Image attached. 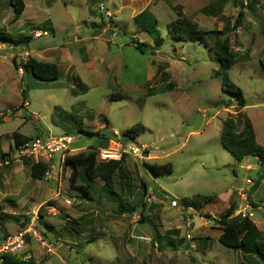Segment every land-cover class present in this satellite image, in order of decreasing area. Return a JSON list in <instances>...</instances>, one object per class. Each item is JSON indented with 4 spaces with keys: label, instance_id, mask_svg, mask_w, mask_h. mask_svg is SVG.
<instances>
[{
    "label": "rangeland",
    "instance_id": "rangeland-1",
    "mask_svg": "<svg viewBox=\"0 0 264 264\" xmlns=\"http://www.w3.org/2000/svg\"><path fill=\"white\" fill-rule=\"evenodd\" d=\"M24 2L26 18L48 19L54 31L48 20L22 31L32 36L15 51H29L30 56L15 54L13 60L0 50L1 152H9L12 135L19 132L28 139L69 137L67 157L98 148L96 139L78 134L82 129L109 135L110 149L145 145L148 154L123 157L124 177L115 175L112 189L100 179L72 182L71 168L64 161H54L49 178L44 174L41 180L30 176V160L0 167V236L31 229L27 252L31 260L43 264H259L238 249L222 246L216 221L231 204L239 217L244 211H254L258 220L264 215V208L253 209L264 207V167L256 191L252 187L258 174L235 161L220 142L225 120L233 118L241 129L243 116L253 127L257 144L264 147V0H138V5L130 6L126 0ZM8 3L0 0V32L18 37L16 29L9 30L2 22L6 8H11ZM99 3L113 12L110 18L98 11ZM145 7L156 16L164 40L160 50H152L151 38L132 21ZM174 7L204 31L231 27L242 7L241 27L224 36L234 53L227 74L242 93L244 110L234 96L221 90L207 37L200 44L168 36L167 24L177 18ZM103 29L102 40H93ZM38 31L46 34L36 38ZM132 40L152 49L141 54ZM43 50H51L42 53L48 58L40 57ZM28 58L55 62L60 77L55 82L33 77L24 81L16 63ZM155 69L162 72L161 80L154 78ZM78 79L87 91H73ZM6 114L12 120L4 121ZM137 124L147 128L145 132L135 140L123 138L122 133ZM166 163L172 171H162L158 178L145 167ZM173 199L177 207L170 205ZM143 203L155 234L154 228L139 222ZM37 238L47 239L53 252Z\"/></svg>",
    "mask_w": 264,
    "mask_h": 264
},
{
    "label": "trees",
    "instance_id": "trees-1",
    "mask_svg": "<svg viewBox=\"0 0 264 264\" xmlns=\"http://www.w3.org/2000/svg\"><path fill=\"white\" fill-rule=\"evenodd\" d=\"M8 2L12 8L13 21L18 20L25 8L23 0H8ZM242 3L241 1V6ZM173 9L176 10L177 18L167 24L168 36L180 43L198 42L200 44H203L204 38L207 37V39L212 42V46L208 48V51L212 52L213 59L218 66V69L214 72V76L220 78L221 90L234 96L236 99L235 103H237L240 108H243L244 103L241 100L242 93L240 89L231 82L227 74L233 66L234 53L230 49L228 36H224V32H235L241 27V21L244 17L242 7L239 9L233 25L231 27L226 26L224 31H204L197 23L184 16V14L181 13L180 7H174ZM132 21L140 32L153 37V49L145 43L132 40L131 43L137 51L143 54L147 48L158 50L162 46L164 40L157 30V19L148 10H144L133 17ZM30 38V36L13 37L8 33L0 32V45L17 48L27 45ZM151 54L153 55L154 52H151ZM16 66L23 72L24 81L29 75L39 82H55L60 77L59 68L54 63L28 58L24 63H16ZM76 84V88H74L73 91L78 88L83 92L87 91V87L83 85L79 79ZM27 91L28 88L24 85L21 92L23 101L26 100ZM223 105L228 106L227 103H223ZM242 120L244 124L241 129L237 126L233 118L228 117L225 120L220 130L221 145L235 161L242 162L246 157L257 158L260 165L264 167V147L256 143L254 130L250 121L245 120L243 116ZM145 130L143 125L137 124L124 131L122 136L126 140L128 139V141L135 140L142 135ZM78 134L85 136L87 139H96L98 141V148H106L110 140V136L102 134L100 130L93 132L79 129ZM13 140V145L9 147V152L21 142L28 140V138L15 133L13 135ZM98 148L88 151L87 153H80L76 156H68L64 159V164L71 168L70 180L72 182L79 178L87 183L95 179H100L107 189H112L114 176L118 175L119 177H124L123 168L120 166V161L100 162L98 160ZM5 154L6 153L1 152L0 149V158H3ZM28 162L31 163L30 161ZM145 167L155 178H158L162 171L168 174L172 171L171 165L168 163L158 166L145 164ZM46 169L47 166L43 163H31L30 176L35 180H41L44 178ZM259 183L260 182L257 183V186H259ZM257 186H255L254 189H256ZM210 200V198H205L206 203L210 202ZM142 206L143 209L140 213L139 222L146 223L151 228H154V225L144 216L145 203H143ZM235 211L236 206L231 204L223 212L222 218L216 221L221 229L218 242L226 248L238 249L241 253L252 256L259 264H264V239L261 237V232L257 229L250 217H239L235 215ZM6 217L12 218L11 216ZM153 238H155V235ZM4 264L40 263L31 260V257L27 261H24L21 259V256L7 255Z\"/></svg>",
    "mask_w": 264,
    "mask_h": 264
},
{
    "label": "built area",
    "instance_id": "built-area-1",
    "mask_svg": "<svg viewBox=\"0 0 264 264\" xmlns=\"http://www.w3.org/2000/svg\"><path fill=\"white\" fill-rule=\"evenodd\" d=\"M98 11L104 14L105 17L110 18L113 12L107 9L102 3H99L97 7ZM43 31H38L35 34L36 38L41 35H45ZM69 144L70 138L67 136H52L49 134L47 137H34L26 141L21 142L17 147H15L10 152L6 153L3 158H0V167H6L9 165H19L24 160H30L32 163H43L47 166L45 172L46 177L49 178L50 171H53L56 165L53 163L56 156H59V161L63 163L64 159L69 154ZM147 149L145 145H131L127 149H110V148H100L98 150V160L100 162L108 161H121L126 155L131 158H142V156L147 155ZM172 207H177V200L173 199L170 201ZM34 216L36 212L33 213ZM238 214V213H237ZM235 214V215H237ZM251 217L252 214L243 212V217ZM31 229L19 230L13 233H6L0 236V264H4L5 257L10 256H21V259L27 261L31 256L27 252V236ZM33 231V230H32ZM36 236L35 232H32ZM136 239H141L135 237ZM41 245L48 250V252H53L51 246L48 245L47 239L42 240L37 238Z\"/></svg>",
    "mask_w": 264,
    "mask_h": 264
},
{
    "label": "crops",
    "instance_id": "crops-1",
    "mask_svg": "<svg viewBox=\"0 0 264 264\" xmlns=\"http://www.w3.org/2000/svg\"><path fill=\"white\" fill-rule=\"evenodd\" d=\"M23 2H24V0H23ZM126 3H127V6H130V5H133V4H136V5H138V0H126ZM166 3V2H165ZM9 4V3H8ZM24 5H25V2H24ZM133 7V6H132ZM131 8V7H130ZM7 10H5V12H4V14L6 15V17L2 20V22L7 26V29H9V30H13V29H16V33L19 35L18 37H20V36H32L31 35V32H29V33H27V34H23V32L22 31H25V30H28V29H30V28H32L33 27V25L35 24V22H37V21H39V23H42L43 21H45V20H48V19H45V20H43V21H41L40 22V20L38 19V18H34V17H28V18H26L25 17V12H26V5H25V8H24V11H23V13H22V15H21V17L18 19V20H15V21H13L12 20V10H11V8L10 7H8V8H6ZM131 9H133V8H131ZM144 10H148L155 18H156V16H155V14L150 10V8H144L142 11H144ZM142 11H140V12H138V13H136V14H134L133 16H132V19H133V17H135L136 15H138L139 13H141ZM49 21V23H50V20H48ZM194 22V21H193ZM196 23V22H195ZM50 27H51V29L54 31V27H53V24L52 23H50ZM105 30L106 29H103V30H101V32H100V34H99V36H97V37H93V40H95V41H97V40H99L100 38H101V40H102V37H103V35L105 34ZM137 30L139 31V29L137 28ZM239 30V29H238ZM14 31V30H13ZM141 34H145V33H143V32H141ZM147 36V35H146ZM149 38H151V40H152V42H153V37L152 36H148ZM26 46V45H25ZM23 47H24V45L23 46H20L19 48L21 49H23ZM162 47V46H161ZM161 47L158 49V50H160L161 49ZM15 49L16 48H14V47H9V46H5V45H0V50H3L4 52H5V54H6V57H8V58H13V60H14V55L15 54H17V55H19L20 57H22V56H24V55H26L27 56V54L30 56V52L29 51H26L24 54L22 53H19V52H21V51H19L18 53L15 51ZM209 50V49H208ZM41 52V55H40V57H46V58H48L47 57V55H44L43 56V54H45V53H48V52H51V50H43V51H40ZM43 53V54H42ZM209 54H210V56L211 57H213V55H212V53L209 51ZM214 60V59H213ZM51 60H45V62H49V63H54V64H56L55 62H50ZM57 66H58V64H57ZM59 67V66H58ZM156 71V72H155ZM155 76H154V78L155 77H159V79L161 80L162 78V72H159V70H157V69H155ZM153 76H151V77H153ZM29 77H32V76H27V78H29ZM24 106H27V102H25L24 103V105H23V107ZM22 108V107H21ZM244 108L245 107H243L242 108V110H244ZM242 112H244V111H242ZM2 115V114H1ZM4 119V121H9V120H12V118L11 117H8L7 116V114L5 115V117L3 118ZM14 130H12L11 132H10V134L12 135V133L15 131V130H17V128H13ZM147 129V128H146ZM19 134L20 135H23V136H25V134H21L20 132H19ZM255 134V133H254ZM13 136V135H12ZM255 140H256V136H255ZM158 141L160 142V143H162V138H159L158 139ZM256 143H257V141H256ZM158 149V151L160 152V154L162 155V149L159 147V148H157ZM11 151V150H10ZM59 161V156H56V158H55V163H57ZM245 163V165H246V170H248L249 172H251V171H254V172H256L257 174H258V176H256V178H255V180H256V182L254 183V186L252 187V188H255V186H257V183L259 182L258 181V179H259V174H261V168H262V166L260 165V163H259V161L257 160V158H252V157H246V158H244L243 160H242V163ZM251 163V164H250ZM252 164L254 165V166H252ZM246 183L247 184H252L251 183V181L250 180H248V179H246ZM260 185H261V183H260ZM260 186H257V188H256V191L258 190V188H259ZM254 207V208H253ZM252 208L253 209H262V208H264V207H259V206H257V207H255V206H253ZM248 213H250V214H252V216L250 217V219L252 220V222L255 224V226L257 227V229L261 232V237H262V239H264V229H262V228H260L259 227V225H264V215H260V217L261 218H259V220L258 219H256L255 218V212L253 211V212H250V211H247ZM257 221H258V224H257ZM245 256H248V255H245ZM250 257V255L248 256V258ZM247 258V257H246ZM251 258V257H250ZM249 258V261H253L252 259H250ZM37 262V261H36ZM37 263H40V261L39 262H37ZM40 264H43L42 262L40 263Z\"/></svg>",
    "mask_w": 264,
    "mask_h": 264
}]
</instances>
